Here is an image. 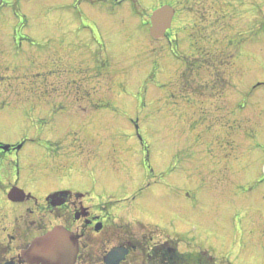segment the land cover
<instances>
[{
    "label": "rangeland",
    "instance_id": "1",
    "mask_svg": "<svg viewBox=\"0 0 264 264\" xmlns=\"http://www.w3.org/2000/svg\"><path fill=\"white\" fill-rule=\"evenodd\" d=\"M244 1L238 24H255L245 44L237 34L190 51L181 37L151 38L137 12L146 3L0 0V143L22 144L11 186L34 197L11 209L78 230L70 210L46 207L65 189L137 240L179 237V251L211 249L217 264H264V163L250 180L246 167L231 169L248 146L264 151V0ZM215 131L246 138L234 153L211 146ZM230 150L226 164L217 153ZM106 240L109 249L124 238Z\"/></svg>",
    "mask_w": 264,
    "mask_h": 264
},
{
    "label": "flooded vegetation",
    "instance_id": "2",
    "mask_svg": "<svg viewBox=\"0 0 264 264\" xmlns=\"http://www.w3.org/2000/svg\"><path fill=\"white\" fill-rule=\"evenodd\" d=\"M123 1L124 0H116V2L119 3ZM131 1L136 4L146 3L149 5L147 7H139L137 5V12L139 13L144 25H146V23L150 24V16L154 9L165 5L171 7L173 9L171 25L165 31L163 39L175 41L181 37V39L183 38L189 42L190 51L191 48L198 51L200 48L208 46L207 42L212 40L213 42L214 40H228L233 43V39L235 40L237 37L235 35L237 34L241 37L245 36L246 40L243 42V44H245L254 34L250 33L255 27L253 21L250 22V20H248L250 23H247V28L245 29L246 32L241 30V26L238 24V22L240 23L241 20L240 6L241 4L243 6L245 5L244 0ZM247 6L254 7V0H247ZM249 14L248 19L253 16ZM224 32V37L220 39L219 35ZM213 42H210L209 44H212ZM220 119L222 118H217V120ZM219 132L220 131H215V133L210 134L209 143L211 146L214 144L216 146H221V148H224L225 146H232V151L234 153L240 149L239 144L244 140V138H246L245 135L242 137L240 134L229 135ZM68 133V137L72 139L71 141H74L76 136L71 134V132ZM240 137L242 139H240ZM247 148L248 149L244 152L241 150L237 156L234 155V160L231 161L233 165L231 169L233 170L238 171L245 167L248 169L247 172L244 173V177H241L242 180H250L249 178L251 170L254 168V166L259 163H264L263 150L256 151L250 146ZM232 151L230 150L221 152L220 155L217 153V156L222 158L223 162L227 164V158L229 155L233 154ZM245 156H247V159L244 161L243 158ZM241 162L246 163L241 164ZM227 167L228 166L221 169V171L225 169V175L220 171L219 174H221V176L217 175L214 178L216 185H220V183L223 184V180L227 178ZM233 170L231 171L233 172ZM253 179H255V177H253ZM260 182H264V175L262 173L259 177V183ZM248 190H253L252 199L253 203H256L257 188L255 187V183L252 185L249 184ZM60 191H65V189H58L57 191L53 192ZM66 191L67 192L62 195V197L65 198V202L57 209L59 211L70 210V213L73 216V221L75 223H81L80 228L74 231L79 240V253L76 264H105L104 258L110 248L105 249V246L103 245L106 243L107 237L111 238L114 236H121L124 238V241L117 245L123 246L128 250L124 260L119 264H131L133 261L135 262V260H138V258H140L142 263L145 264H161V259L158 256H153L154 246H157L158 244L151 245L149 242L145 241L144 238L137 240V238L131 237L132 235L131 232L128 231V228L122 229V227L119 226L114 219L112 220L109 218L108 215L103 216L101 214L92 212L90 209L84 207L82 202L72 200L71 192L68 190ZM10 193L11 145L7 150L0 149V264H27L26 260L21 255L22 250L27 246L29 241H31L34 236L44 232L49 226L46 223V216L39 215L40 213H43V211L35 209L32 210L28 208L20 209L18 211L12 210L11 198L9 196ZM259 200L264 201V196H262ZM73 211L74 214L72 213ZM75 214H79V218H75ZM38 215L40 218L37 217ZM98 224H100L101 227L99 230H96L95 228ZM63 225L68 227L65 222ZM92 234L102 236L101 241L97 245L91 242L89 238ZM239 243L240 241H236V245L238 246L237 249H239V246L241 245H239ZM92 245H94L96 248H93ZM234 250L235 248H233V251ZM206 252V259L209 258V256L212 258L215 257L211 249H207ZM213 264H217L216 258H214Z\"/></svg>",
    "mask_w": 264,
    "mask_h": 264
},
{
    "label": "water",
    "instance_id": "3",
    "mask_svg": "<svg viewBox=\"0 0 264 264\" xmlns=\"http://www.w3.org/2000/svg\"><path fill=\"white\" fill-rule=\"evenodd\" d=\"M168 8L163 7L156 10L151 17L152 27L150 33L154 38L162 37L164 31L170 25ZM2 148H6L2 147ZM264 173V167H263ZM24 192L13 187L11 189V200L20 202L25 199ZM28 197V196H27ZM52 206H60L65 200L58 196L51 195L48 198ZM76 218L79 214L75 215ZM99 229V226L95 228ZM78 253V242L76 236L63 226H55L45 234L34 238L28 247L22 251V255L29 264H75ZM128 250L125 247L117 246L111 249L106 257V264H119L124 259Z\"/></svg>",
    "mask_w": 264,
    "mask_h": 264
},
{
    "label": "trees",
    "instance_id": "4",
    "mask_svg": "<svg viewBox=\"0 0 264 264\" xmlns=\"http://www.w3.org/2000/svg\"><path fill=\"white\" fill-rule=\"evenodd\" d=\"M179 242L180 238L165 240L163 243L154 246L153 256H158L161 259V264H211V259L207 261L202 251L180 252L178 249Z\"/></svg>",
    "mask_w": 264,
    "mask_h": 264
}]
</instances>
